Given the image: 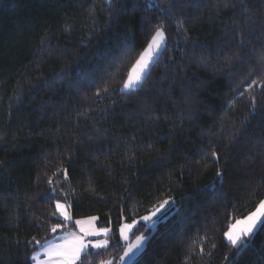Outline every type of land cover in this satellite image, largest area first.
Masks as SVG:
<instances>
[{
    "label": "trees",
    "instance_id": "obj_1",
    "mask_svg": "<svg viewBox=\"0 0 264 264\" xmlns=\"http://www.w3.org/2000/svg\"><path fill=\"white\" fill-rule=\"evenodd\" d=\"M217 3L0 0V264H32L33 237L91 216L109 245L81 261L116 263L120 225L165 199L129 264H264V227L224 238L264 199V0ZM158 26L164 48L122 91Z\"/></svg>",
    "mask_w": 264,
    "mask_h": 264
},
{
    "label": "snow or ice",
    "instance_id": "obj_2",
    "mask_svg": "<svg viewBox=\"0 0 264 264\" xmlns=\"http://www.w3.org/2000/svg\"><path fill=\"white\" fill-rule=\"evenodd\" d=\"M106 2L111 3V0H106ZM221 5L224 8L230 6L228 0H218L217 8H219ZM245 11H247L246 6ZM165 43V32L162 26H158L154 34L151 36V40L148 42L147 47L141 53L140 57L135 61L131 71L128 73L127 79L123 83L124 90H133L137 86L143 84L148 74L150 64L153 63L154 58L161 53ZM240 43L243 44L242 35L240 38ZM260 60L262 63H264V53L261 54ZM257 83V80H252L249 87ZM260 83L262 86H264V82ZM101 91L107 92L108 88L105 86L102 89H98L96 95L99 96ZM252 106L255 108L254 97L252 98ZM211 155L218 163V154L213 151ZM216 176L218 178H222V173L218 170ZM49 183L51 184L52 181L49 180ZM168 203V200L160 202L159 206L153 212H151L149 215L141 217L140 219L146 222L145 226H148V222L155 224V221L152 219V217L155 216L156 213ZM55 208L56 213H59L65 222L72 220V216L66 210V205L57 201ZM56 213H53V215ZM95 219L96 217H89L87 220H75V225L79 227V233L71 231L64 232L59 236H53L51 239L45 240L43 243L33 237V241L39 245L40 250L33 254L31 260L34 262V264H77V262H80V264H85L84 261H81V254L84 253L87 255L89 245H91L92 249L97 250L106 249L109 245V241L106 238L103 240L87 239L89 236H99L101 233H103L106 237L109 232V229L107 228L97 230L95 227H85L86 224L92 225V222L95 221ZM137 224L138 221L133 219L131 223H123L120 225L119 232L123 241L127 242L129 240V234H134L133 229L136 228ZM241 225H243V227H241ZM60 227L61 224H53L51 227V232L56 233L57 229ZM258 227H264V200L259 202L254 212L249 213L242 220H236L234 224H230L227 231L224 232V237L230 243L233 249H238L245 245V238L252 236ZM147 239L148 237L143 234L136 235L135 242L127 244L123 255L120 256V264H128V259L135 255L136 252L143 247L144 242ZM29 243H31V241ZM211 247L215 248V244H213ZM200 251L201 253L204 252L203 247H201ZM100 264H112V261L101 260Z\"/></svg>",
    "mask_w": 264,
    "mask_h": 264
},
{
    "label": "rangeland",
    "instance_id": "obj_3",
    "mask_svg": "<svg viewBox=\"0 0 264 264\" xmlns=\"http://www.w3.org/2000/svg\"><path fill=\"white\" fill-rule=\"evenodd\" d=\"M151 40V39H150ZM147 47V46H146ZM145 47V48H146ZM145 50V49H144ZM143 50V51H144ZM142 51V52H143ZM141 55V54H140ZM140 57V56H139ZM156 59V57L154 58V60ZM135 64V63H134ZM152 64V63H151ZM151 64H150V66H151ZM150 66H149V68H150ZM133 67V66H132ZM132 69V68H131ZM131 69H130V71H131ZM149 70V69H148ZM129 71V72H130ZM138 87V86H137ZM136 87V88H137ZM121 89H122V91H125V92H128V91H131V90H124L123 89V85H122V87H121ZM165 200H168L169 201V203L168 204H166L163 208H161L160 209V211L159 212H157L156 213V215L155 216H153L152 217V219L155 221V224H151L150 222H148V226H145L146 225V222H144V221H142L140 218L141 217H143V216H145V215H149L151 212H153L158 206H159V204H157V205H155L153 208H151L146 214H144V215H142L141 217H139V218H137V219H135V220H137L138 221V224L136 225V228H137V226L140 224V223H142L146 228H150L151 229V233L153 232V230L156 228V225H157V223H158V220L159 219H161V218H163L164 216H165V213L172 207V205H173V202L170 200V199H165ZM264 200V199H263ZM164 201V200H163ZM162 202V201H161ZM60 203H62V202H60ZM62 204H64V205H66L65 203H62ZM66 210L68 211V209H67V205H66ZM256 210V209H255ZM254 210V211H255ZM253 211V212H254ZM69 212V211H68ZM69 214H70V212H69ZM57 215L58 216H60L59 215V213H57ZM247 216V215H246ZM245 216V217H246ZM61 217V216H60ZM91 217H95V216H91ZM61 218H63V217H61ZM89 217H87V218H80V220H87ZM244 217H242V218H239V219H237V220H242ZM95 221H96V219H95ZM95 221H93L92 222V225H85V227L87 228V227H95L97 230H99V229H104V227H98L97 225H96V223H95ZM132 222V221H131ZM131 222H126V223H131ZM236 222V220L233 222V223H231V224H234ZM241 227H243V225H241ZM108 229V228H107ZM135 229V228H134ZM133 229V230H134ZM62 231V230H61ZM68 231H71V232H77V233H79V227L76 225V229H72V228H65V229H63V231H62V233H64V232H68ZM61 233V234H62ZM109 233V232H108ZM151 233H147V234H143V235H145V236H147L148 238L150 237V234ZM61 234H59V235H61ZM59 235H55V236H59ZM131 235H132V233H130L129 234V240L127 241V242H125V241H123L122 240V238L120 237V239H121V241L124 243V244H130V243H134L135 242V238L132 240V241H130V238H131ZM139 235H141V234H139ZM90 237V236H89ZM97 238H95V239H93V240H103V239H105V235L103 234V233H101L99 236H96ZM225 238V237H224ZM51 239V238H50ZM88 239V238H87ZM90 240V239H89ZM148 240V239H147ZM146 240V241H147ZM225 240H226V238H225ZM248 240H249V237H246L245 238V242L247 243L248 242ZM146 241L144 242V245H143V247L140 249V250H138L137 252H136V254L135 255H133V256H131L129 259H128V264L130 263V262H132L141 252H142V250L144 249V247H145V244H146ZM227 241V240H226ZM228 242V241H227ZM246 243H245V245H246ZM89 247H91V245H89ZM39 251V250H38ZM38 251H36V252H38ZM112 261V260H111ZM32 264H34V262L32 261ZM112 264H120V260H118L116 263H114V262H112Z\"/></svg>",
    "mask_w": 264,
    "mask_h": 264
},
{
    "label": "crops",
    "instance_id": "obj_4",
    "mask_svg": "<svg viewBox=\"0 0 264 264\" xmlns=\"http://www.w3.org/2000/svg\"><path fill=\"white\" fill-rule=\"evenodd\" d=\"M63 231V230H62ZM62 231H60L59 233H57V235H59V234H61L62 233ZM108 235V234H107ZM88 239H90V240H93V239H95V238H97L96 236H90V237H87ZM106 238V237H105ZM38 250H40V248H38L36 251H38ZM35 251V252H36ZM35 252H33V254L35 253ZM33 254H32V256H33Z\"/></svg>",
    "mask_w": 264,
    "mask_h": 264
}]
</instances>
